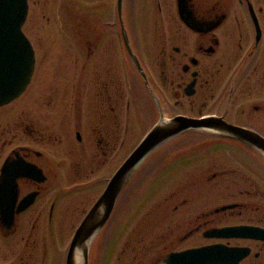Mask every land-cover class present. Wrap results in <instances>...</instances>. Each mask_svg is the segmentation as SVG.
Here are the masks:
<instances>
[{
	"label": "flooded vegetation",
	"instance_id": "obj_1",
	"mask_svg": "<svg viewBox=\"0 0 264 264\" xmlns=\"http://www.w3.org/2000/svg\"><path fill=\"white\" fill-rule=\"evenodd\" d=\"M82 2L84 15L75 14L70 26L77 82L44 79H51L46 126L0 124V174L7 162L10 176L7 213L0 208V264H66L80 221L139 143L130 140L122 159L124 139L138 132L145 110L152 124L144 134L160 117L186 116L264 138V0H122L120 9L119 0ZM133 86L144 93L141 103ZM193 133L198 137L189 138ZM177 146L183 152L162 156L168 182L186 179L126 197L140 167L92 240L88 264H167L171 254L219 245L238 250L232 264H264V240L220 235L228 227L264 230V153L198 129L160 149Z\"/></svg>",
	"mask_w": 264,
	"mask_h": 264
},
{
	"label": "water",
	"instance_id": "obj_2",
	"mask_svg": "<svg viewBox=\"0 0 264 264\" xmlns=\"http://www.w3.org/2000/svg\"><path fill=\"white\" fill-rule=\"evenodd\" d=\"M122 0H119L120 9ZM27 0H0V107L9 104L12 100L21 96V93L29 86L32 73L35 68V54L29 38L23 32V24L28 13ZM128 42V40H126ZM129 54L133 59L136 69L144 76V72L133 55L129 45ZM134 147V150L124 159L113 176L109 178L104 192L96 199V202L87 211L80 221L71 239L67 251L66 264H88L89 249L92 240L106 225L107 219L114 211L119 195L136 170L144 163L146 158L164 143L183 134V132L198 129L216 131L218 133L235 137L241 142L264 153V138L247 129L217 123L210 118L195 119L186 116H174L172 119L160 117ZM22 168H29L22 165ZM22 168L17 174H22ZM7 162L0 174V208L7 213L8 206L4 194L6 180L9 179ZM11 216L7 215L10 222ZM220 235H233L241 237H255L264 240V230L251 226L228 227L221 229ZM240 259L238 250L225 248L222 245L189 249L169 255L167 264H232Z\"/></svg>",
	"mask_w": 264,
	"mask_h": 264
},
{
	"label": "rangeland",
	"instance_id": "obj_3",
	"mask_svg": "<svg viewBox=\"0 0 264 264\" xmlns=\"http://www.w3.org/2000/svg\"><path fill=\"white\" fill-rule=\"evenodd\" d=\"M69 2L70 4L68 2L62 4L60 0H30V9L27 13V19L23 24V31L25 35L29 36L36 54V67L33 72L34 76L32 78V84L21 93V97L12 101L10 104L0 107V124L23 121L25 123H39L46 126L45 121L48 114H46L45 110V105H47L45 93L49 88L50 80L62 82L64 80L62 78L67 77L68 79H65V81L67 84L69 83V86L77 82L76 77H74L76 73L73 72V70H75V62L73 61L74 55L72 49H74V40L72 37L74 36L70 26L72 20H75L74 15L83 13L84 3L82 0H70ZM70 5L74 8H70ZM76 5H78V7H76ZM110 5L111 4H108V6ZM112 12V10L107 12V18H109L108 15H113ZM98 18L99 17L96 18V22H98ZM116 51L118 50L116 49ZM85 53L86 50H84V56ZM88 67L89 65H87L86 68ZM61 71L64 72L61 73ZM46 73H49V76ZM46 77L51 79L44 80ZM133 88L137 90H133L137 102L141 103L145 100L144 93L137 87L133 86ZM35 96L36 106H34L33 99ZM16 110H18V112H16ZM18 116H20V118ZM141 119L137 128L138 132L133 134L132 138L131 136H126L124 139L125 142L121 147L122 159L129 152L130 148H132L133 145L130 147V144H135L141 140L143 134L146 132H144L143 128L149 127L152 124L147 110L143 112ZM188 136L191 139L198 137L194 133ZM130 140L132 141L129 144ZM180 149L179 146L172 149L164 147V149H160L148 156L147 160L141 166V171L138 173V176H136L135 182L131 186L133 193H128L126 197H136L147 189L162 188L166 190V188L178 186L181 182H178L180 178L183 177L185 180L186 173L182 176L175 175V178L169 183L168 180L170 177H168V171L165 168L167 160L162 158L164 152L166 158H171L177 155ZM181 150L183 152L184 149ZM112 168H114L113 165H107L105 171L111 173V171H113ZM120 217L121 213L113 217L112 226L118 224ZM134 223L136 222L134 221L131 224Z\"/></svg>",
	"mask_w": 264,
	"mask_h": 264
}]
</instances>
